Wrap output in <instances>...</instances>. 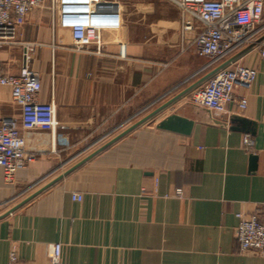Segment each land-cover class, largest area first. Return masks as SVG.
<instances>
[{"label":"crops","instance_id":"obj_1","mask_svg":"<svg viewBox=\"0 0 264 264\" xmlns=\"http://www.w3.org/2000/svg\"><path fill=\"white\" fill-rule=\"evenodd\" d=\"M87 1L105 26L99 49L77 50L74 16L60 10L56 24L47 10L32 12L16 44L0 46L2 75L18 74L25 46H34L29 66L41 80L39 101L56 110L52 130H23L36 158L12 184L0 167V204L12 200L0 212V264L12 251L19 264H50L57 243L64 264H264V252H240L235 239L238 213L264 221V59L257 46L225 65L257 70L252 85L235 91L247 98L246 110L232 104L229 115L217 116L189 97L223 64L209 66L193 36L183 39L177 6L59 0V7ZM256 40H264V21ZM0 113L22 115L1 85ZM231 116L251 122L255 135L233 130ZM76 193L82 202L72 200Z\"/></svg>","mask_w":264,"mask_h":264},{"label":"built area","instance_id":"obj_2","mask_svg":"<svg viewBox=\"0 0 264 264\" xmlns=\"http://www.w3.org/2000/svg\"><path fill=\"white\" fill-rule=\"evenodd\" d=\"M180 12L181 35L193 36L192 45L196 54L209 60V66L230 64L231 56L244 47H256L264 59V40L257 41V27L264 21V0H170ZM36 10L50 12L54 24L61 14L73 15L72 38L77 50L90 44L100 48L101 31L105 26L96 13V4L77 2L61 9L59 0H0V46H12L18 27L25 24L28 16ZM24 63L16 75L0 74V85L9 87L12 100L21 108V119L5 118L0 113V167L4 180L12 184L16 174L32 163L36 156L26 150L23 130H52L56 123L53 103H41V80L29 66V51L34 46L26 45ZM183 48V50H185ZM100 51V50H98ZM164 67L166 65H163ZM257 70L241 65L222 67L206 83L190 94V102L212 111L215 115H229V106L234 104L241 113L248 100L236 97L238 87H249L257 79ZM244 145L253 149L255 141L249 135ZM72 200L82 202V194H73ZM235 229V239L240 252H264V221L257 213L240 212ZM62 244L51 246L50 264H64ZM8 264H19L16 251H12Z\"/></svg>","mask_w":264,"mask_h":264},{"label":"water","instance_id":"obj_3","mask_svg":"<svg viewBox=\"0 0 264 264\" xmlns=\"http://www.w3.org/2000/svg\"><path fill=\"white\" fill-rule=\"evenodd\" d=\"M252 48L249 47L248 49ZM231 61V60H230ZM228 63V62H227ZM226 63V64H227ZM226 64L222 65L220 68L224 67ZM218 68V70L220 69ZM216 71L212 72L211 75H213ZM209 76V77H210ZM179 97L177 98H174L172 100H170L168 103H166L164 106L160 107L158 110H156L154 113H152L150 116L146 117L144 120L140 121L136 126H138L139 124L145 122L146 120H148L149 118H151L152 116H154L155 114L159 113L160 111H162L163 109L167 108L171 103H173L175 100H177ZM229 122L233 125L232 126V129L235 130V131H239V132H244V133H247V134H252V135H255V131L252 129V124L251 122H248L246 121L245 119L239 117V116H231L229 117ZM135 127V126H134ZM133 127V128H134ZM131 128V130L133 129ZM130 131V130H129ZM120 138V137H118ZM118 138L112 140V142H110L109 144H107L106 146H104L103 148H101V150L107 148L110 144H112L113 142H115ZM257 156L255 155H252L251 156V170H256L257 168ZM34 196H31L30 198H27L26 200H24L23 202H21L18 206L14 207L13 209H11L9 212H7L6 215H9L11 214L13 211H15L18 207L22 206L23 204H25L26 202H28L29 200H31Z\"/></svg>","mask_w":264,"mask_h":264},{"label":"rangeland","instance_id":"obj_4","mask_svg":"<svg viewBox=\"0 0 264 264\" xmlns=\"http://www.w3.org/2000/svg\"><path fill=\"white\" fill-rule=\"evenodd\" d=\"M12 200L9 202H4L3 204H0V212H2L3 210L7 209L8 206L10 205L9 203H11Z\"/></svg>","mask_w":264,"mask_h":264}]
</instances>
